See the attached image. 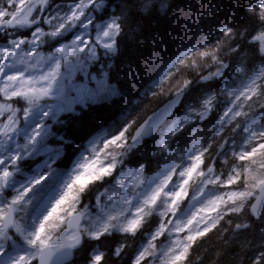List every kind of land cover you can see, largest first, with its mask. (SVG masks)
<instances>
[{"label": "snow or ice", "instance_id": "6c2138e0", "mask_svg": "<svg viewBox=\"0 0 264 264\" xmlns=\"http://www.w3.org/2000/svg\"><path fill=\"white\" fill-rule=\"evenodd\" d=\"M108 6H115L116 11L111 15L108 12ZM159 3L160 11L167 7V2L161 0H72L71 6L63 11L61 8L49 10L48 6L51 0H0V39L7 42L8 47L5 51L10 52V56H5L0 60V80L5 82L6 87L3 89V96L6 102L4 107L13 113L9 117L12 123L7 126V130L3 131L2 139H0V254H4L6 247L19 237L25 245L31 250L28 253L18 255L12 261V264H47L52 255V239L48 226L62 224L64 228L60 229L59 239L63 240V244L56 245V250L60 248H75L81 243L82 237H88L90 240L100 241L104 236L110 235L113 229L123 234L135 235L138 228H141L153 210L157 200L160 199V193L167 186L169 176L165 177L163 184H159L155 188L150 197L144 200V207H139L137 211L143 213L141 218L128 220L126 224L118 220L117 215L109 216L103 223L86 222L82 224L84 218L83 212L79 211L76 205L79 201V194L84 188L94 182L110 175L116 165L119 163L118 156L122 155V150L128 145L129 140L136 139L144 132L145 127L157 119L163 117L180 99L183 91L190 85L191 80L186 81L182 86L174 92L175 99H172L167 107L160 113L149 116L142 125L135 129V134L130 135L135 120L129 121L121 131L113 138L103 143L105 149H109L111 159L107 165H101L96 170L93 168L91 173L85 179L80 174L73 178L72 183L67 190L48 211L47 215L40 220L38 227L32 232H26L23 227L24 213L28 207V201L25 200L26 195L31 189L41 182L43 176H37L28 186L15 189L9 197L7 189L9 181L13 175L19 171L20 163L27 159L32 152L33 146L37 141V137L45 131L46 118L50 114L51 105L42 104L40 101L45 97L61 99L64 97L65 89L76 93L75 100H69L67 103H83L85 97H94L89 84L91 80H95L93 75L88 77L86 65L80 58L84 53L89 63L98 61V49L102 46L105 56L115 55L118 51V38L126 29H128V21L132 16H142L150 13L154 5ZM227 8L230 19L237 14H242L245 22L237 25L227 24L221 27V37L213 46L214 51L210 55L213 70L204 74L201 72L198 76L200 81L207 82L218 79L228 67V60L235 58L236 65L234 71H243L242 62L247 59L245 53H249L252 57L259 59L262 69L257 70L254 74H247V80L244 84L246 91L232 93L230 90L221 89L215 94H208L200 103L198 108L189 110V117L192 119H203L215 107L220 97H228L225 109L220 117L223 122L221 131H218L215 138L206 147L200 148L192 158L189 167H184L179 172L181 177L187 176L188 179L193 177L194 173H198L201 185L220 184L234 185L242 182L244 191H230L227 200L217 197L216 200L210 201L212 211L216 212L215 217L201 216L196 220L198 227L195 229L188 228L191 233L184 240L186 242L170 246L165 252L157 254L155 249L158 247L152 242L158 237L165 235V225L171 224L172 221H161L149 236L147 243L150 247H142L131 259V264H148L149 258L157 260L160 256L171 254V264H193L191 260V251H194V245L199 237L206 236L213 229H217L218 225L223 228L220 221L225 217H229L226 223L228 228L224 229L229 235L225 236L224 243L231 247V252L239 255L237 264H264V228L254 233L253 222H264V124H258L256 119L257 111L252 114L244 113L248 117L245 123L244 141L238 151H231L233 157L230 159L228 152L224 154V166L230 168L228 172L217 173L214 171L215 154L210 153L209 149L215 145V151L218 153L225 148L228 139L225 138V131L230 122L235 117L241 115L238 110L245 102L248 103L249 109L264 110V0H210L206 5L203 15L217 16ZM103 10L104 16L109 17L104 24L102 32H97V41L89 43L85 38L90 25L94 24L92 15ZM38 13L39 15H34ZM103 19V17H97ZM47 24L52 30L45 31L40 25ZM79 28L82 34L75 35L70 43H64L55 48L46 59L48 70L39 71L43 68L41 63L44 58L41 56L35 62L29 63L28 60L13 59L17 53L12 49L26 51L29 59L34 54L38 55L40 49L46 40H53L58 36H63L65 32H71L75 28ZM99 28V25H96ZM11 28V32L9 29ZM31 29L30 37L17 35L20 29ZM136 31V29H128ZM100 34L106 39L101 40ZM246 44V47L242 45ZM23 45H27V49H22ZM184 63L183 60L180 61ZM21 65H24L21 67ZM63 66L64 71L59 69ZM108 65L104 70L107 75ZM29 68L36 71H29ZM77 72H83L85 78L81 82L74 83V77ZM25 73H28L25 76ZM155 95V93H153ZM12 98H15L13 101ZM18 101H23V107L18 106ZM238 102V103H236ZM228 105H232L229 107ZM33 110H39L41 120L27 135L24 136L23 142L17 141L18 127L21 124L19 116L23 117V121L29 120ZM191 120H185L190 123ZM183 125L177 127L172 135H176ZM240 128V122L232 123V131L235 132ZM223 133V134H222ZM222 141V142H221ZM250 146V149H249ZM162 145V150L165 148ZM100 151L99 148L93 147L90 156L85 159L82 169L87 167V162ZM206 172L201 169V165L205 164ZM235 160L242 163L235 165ZM259 160L261 169L259 174L249 172L247 164H255ZM44 166L49 172L52 171L53 164L45 161ZM143 166H141L142 170ZM188 179L183 184H188ZM120 183H123L121 181ZM78 186V187H77ZM71 198L68 193L73 191ZM203 189L200 187V191ZM257 190L260 195H257ZM185 194L183 185L180 191H168L165 195L170 198L168 201H162L165 205V212L171 211L175 214V207L179 198ZM217 201L224 203L225 207L218 210ZM67 205V208L64 206ZM64 212L66 219H61L60 213ZM72 213H77L73 217ZM164 215V212L161 213ZM231 215L241 217L237 221L231 219ZM251 218V219H250ZM193 218L187 221V225H181L178 221L175 224V231L179 233L182 228L193 224ZM75 221V228L70 225ZM202 224V227L199 225ZM172 231L171 228L168 229ZM243 236V239H238ZM238 245V247H237ZM128 244L121 242L115 246L111 254L106 251L97 249L96 253L91 255L89 264H121L125 255Z\"/></svg>", "mask_w": 264, "mask_h": 264}, {"label": "trees", "instance_id": "16d2710c", "mask_svg": "<svg viewBox=\"0 0 264 264\" xmlns=\"http://www.w3.org/2000/svg\"><path fill=\"white\" fill-rule=\"evenodd\" d=\"M209 3L210 0H169L168 7L163 13L154 5L149 14L130 17L128 29H136V31L130 32L126 29L118 38L117 53L109 58H99L97 63L91 67L92 73L95 74L98 67L104 72L105 68L111 65L107 70L106 78L109 84L118 89V95L109 101L86 103L83 107H76L72 113H62L56 123L51 125L47 134V142L55 146V154H60L59 160L55 162L56 167L69 168L92 139L103 135L106 140H109L115 137L129 121L135 120L132 129H130L131 135L134 128L151 111L160 106L174 94L178 86H182L188 80H191V83L183 91L182 104L174 117H185L186 112L198 108L208 94L219 92L223 89L224 84L240 76L234 71L235 58L229 57L228 67L220 78L207 82H202L199 79L198 75L201 72L206 75L213 70L210 55L214 51L213 46L222 35L221 27L230 23L237 25L245 22L242 14H237L230 19L227 8L217 16L205 17L203 13ZM106 7L110 14L116 11L115 6L107 5ZM246 46V44L242 45V47ZM245 55L247 59L242 62L244 70L240 72H242L241 75L247 76L261 65V62L247 52ZM181 60L184 61L183 64L180 63ZM227 99L228 97L224 99L220 97L209 118L202 122L186 123L169 141L162 142V134L168 124L152 139L144 140L129 152L124 153L121 166L129 168L128 170L133 173L128 180L134 179L138 172L143 174L144 180L147 176L154 177L166 167L178 168L188 159L189 152L195 146L203 148L211 143L216 133L222 129L223 122L220 121V116L224 111L223 106L227 103ZM247 111L249 115L253 111H257L264 116L262 109L247 108ZM247 119L248 117L245 115L237 117L229 123L224 133L225 138L228 139L224 149L218 153L215 151V145L209 149L210 153L215 154L214 171L217 173L230 170V168L222 170V168H226L223 161L224 154L228 152L231 159L233 157L231 151L239 150L244 141V124H247ZM236 121L240 122V128L233 132L232 123ZM162 145L166 146L163 150ZM44 157L35 159L30 162V165L41 161ZM207 163L208 161L205 160V164L201 165L202 170H205ZM241 163V161L235 160L234 166L237 167V170ZM258 165L259 160L255 164L246 166L249 172H252L254 168L257 170ZM141 166H143L142 170ZM197 175L198 173H194L188 184L185 185L187 192L193 190L197 182ZM118 184L119 181L109 175L88 184L80 194V205L83 202L94 203L95 196L101 191L104 197L100 200V204L104 203L107 200L106 196L110 193L115 194L116 191L121 193ZM231 186L235 189L244 188L242 182ZM182 196L179 198L176 208H182L189 200V194L185 193ZM162 201H164V197L156 204L152 214L147 217L142 227L137 229L135 235L123 234L113 229L110 235L104 236L100 241H88V243L85 241L70 264H86L97 249L106 251L110 256L112 249L121 242L128 244L126 255L121 264H131L132 257L146 243L149 233L159 226L158 216L165 212V205ZM108 203H112L116 207L119 206L115 201ZM180 204H182L181 207ZM224 207L222 206L221 209ZM175 218L176 215L171 218L172 223L165 227V234L170 233L169 228L174 229ZM228 219L229 217H225L223 221H220L223 228L218 225L217 229H213L206 236L197 239L193 246L195 250L191 251L193 264H237L239 255L230 254L231 247L224 243L225 236L229 235L224 231L229 227L226 223ZM231 219L238 222L241 217L231 215ZM118 220L123 221L124 224L128 221L123 217ZM189 227L195 229L198 226L193 221ZM51 228L60 231L63 225L56 224ZM188 228L185 230V235L179 241L172 242L170 246L186 242L184 238L191 234ZM261 228H264V222H253L254 233L259 232ZM238 239L242 240L243 236ZM169 257L172 260L170 253ZM111 264H116V262L112 261Z\"/></svg>", "mask_w": 264, "mask_h": 264}, {"label": "rangeland", "instance_id": "374dc122", "mask_svg": "<svg viewBox=\"0 0 264 264\" xmlns=\"http://www.w3.org/2000/svg\"><path fill=\"white\" fill-rule=\"evenodd\" d=\"M161 2H164V0L163 1L161 0ZM166 2H169V0H166ZM71 4L72 3L70 4L51 3L48 6V8L49 10H52L55 8H61L63 12V11H66L71 6ZM156 5H158L157 9L160 11L159 3H157ZM166 8L163 11H165ZM98 16L103 17V19H98L97 18ZM108 18L109 17L104 16L103 10L92 15L94 24L89 26L87 30V36L85 37L89 40L90 44L97 41V36H98L97 32L103 31L105 21ZM96 25H99L100 27L97 28ZM40 26L45 31L50 32L52 30L51 26L47 24H43ZM27 30H29L28 34H30L31 29H28V28L20 29V31H27ZM78 34H82V33L80 29L77 27L70 33V35H68L64 39L62 38V36H58L57 38L53 40H46L44 45L40 49L37 50L38 55L34 54L33 57H31V59L27 57L26 51L12 49V51H15L17 53L16 57H13V59L28 60L29 63H32V62H35L37 59H40V57L42 56L44 58V60L41 61V63L43 64V68L39 69V71H46L48 70V65L46 63V59L48 55L54 52L56 47H59L64 43H70L72 38H74V36ZM100 39L103 40L106 38H104L102 34H100ZM7 47H8L7 42L0 44V60H3L5 56L11 55L10 52L5 51ZM27 47L28 46L25 45L22 49L26 50ZM111 56L112 55L105 56L103 53L102 46H100V48L98 49V58L105 59ZM80 58L84 61V64L86 65V71H87V75L89 79L93 75L96 77V79L91 80L89 84L91 91L95 95L94 97H85L86 99V100L84 99L85 102L98 103L101 101H109L110 99L116 97L118 95V89L106 81L105 75H103L104 72L103 73L99 72L95 75L89 71V68L93 64H95L96 61L89 63L84 53L81 54ZM23 66L24 65H21V67ZM260 69H262V66L261 65L257 66V70H260ZM59 70L64 71L63 66H61ZM29 71H36V70L29 68ZM255 72L256 71H253L252 74H254ZM27 75L28 73H25V76ZM84 78H85V75L83 72H77L74 77V83L81 82L84 80ZM246 80L247 79L234 78L232 79V81L226 84L225 89L230 90L232 93L246 91V89L244 88V84ZM5 87H6L5 82L3 80H0V139L3 138L2 137L3 131L7 130V126L12 123V120H10L9 117L13 115V113L9 111V109L4 107V104L8 102L5 100L3 96V89ZM94 87H97V88L94 89ZM12 99L13 101L15 100V98H12ZM75 99H76V93L66 88L63 98L56 99L52 97H45L40 101V103L42 104L51 105L50 114L46 118L47 127L45 131L42 132L41 135L37 137V141L35 145L33 146L31 155L20 163L19 171H17L13 175L11 180L9 181L7 193H8V196L10 197L13 194V191L15 189L28 186L29 183L34 181V179L37 176H43V179L41 180V182L39 184H36L25 197V200L29 202L28 207L24 213V219H23V227L26 232H32L34 231L36 227H38L40 220H42L43 217L47 215L48 211L51 210V208L55 205V203L60 199V197L67 190V187L72 183L73 178L76 175L80 174V171H81V175L86 179L87 176L93 170V168L98 170L101 167V165L106 166L108 161L111 159V156L108 154L109 149H105L103 146V143L106 142L107 140H103L97 137L88 144L86 152L84 154L79 155L75 163H73L68 169L56 167L54 163L55 159H53L54 156H47L46 158H43L39 162L32 163L31 166L29 167H25V165H28L29 162L27 164H23V163H26L25 161H27L31 156L37 157L38 155H45L47 154V152L53 151L55 147L54 145H52L51 143H48L46 145V139H47V134L49 132L50 124L53 123L54 121H57L58 117L62 113L72 112L73 108L77 104H80V103H72L71 105H69L67 101L75 100ZM248 103L249 102H245L242 105V107L238 109L241 112V114L244 113L243 110L248 105ZM18 106L23 107V101H18ZM231 106L232 105H230L229 107ZM188 119L190 118H188V116H185L184 121ZM19 120L22 123L20 125L19 124L16 125L18 127L17 141L22 143L24 136L27 135L40 122L41 113L39 110H33L32 115L29 117L28 121L24 122L22 116H19ZM180 123H181L180 119H173V121L166 128L164 137L165 138L171 137L172 132L175 131L177 127H180ZM94 146L99 148L100 151L96 153L95 155H92L91 159L87 162V167L82 169L85 159H87L90 156L91 149ZM195 154H196V151H193L189 155L188 161L182 165L179 171H175L174 168L165 170V172L160 174V176L157 179V183H155L154 186L158 187L159 184H163L165 181V177L169 176L174 179L171 180L170 184H167V186L164 188L165 193L168 191H172V190L180 191L181 185H184L183 181L187 179L188 177L187 176L181 177L179 175V172L183 171L184 167H189L191 165L192 163L191 158ZM119 157L121 156L117 157V160L119 161V163L116 165L113 171L117 168V166L121 162L122 158H119ZM45 161L52 162L53 167H52L51 172H49L47 168L44 166ZM222 170H227V168H222ZM257 170H255L254 168L252 172L259 174L261 171L259 165L257 167ZM174 172H176V174L172 175V173ZM129 173H130V170H127V169L121 170V168H118L115 171V173L112 174L114 179H117L119 181V184H118L119 190L122 193V195H119V196L124 198L123 202L118 207H116L112 203H107L111 201H115V202L117 201L116 194H111V193L106 196L107 200L102 205H100L99 203H96L101 198L102 191L96 196V199H95L96 205L94 204L95 205L94 210H91L93 206L86 202H83L80 208H78L79 203L76 205L77 209L83 212L84 214V218H82V224L86 222H95L97 224L103 223L109 216H111L112 213L117 215V217L120 218L124 215V213L130 210L128 206L132 203L133 199L136 203L135 209H138L140 206V203L141 202L144 203V200L151 196L154 189H152L150 193L145 194L144 197L137 198V192L141 184V174L139 173L137 174V177H138L137 180L136 179L129 180V183L125 185L124 181L125 179H127V176L130 175ZM202 179H203L202 177L199 178L197 182L196 191L194 192L192 197L189 199L187 205L184 206L182 212L179 215V218H177L176 220V222L178 221L181 225H187V221L193 218V214H195V221L199 220L201 216H206L205 214L209 213V215H213L214 212H212V205L210 201L216 200L217 197H221L224 200L225 194L228 193V191L230 190L228 189V187H226L227 186L226 184L220 185L218 183V184H215L217 186L216 188L218 189H215L214 192H211L210 187L214 185L207 184V187L206 185H201ZM121 181H123V183H120ZM53 185H55V187H53ZM200 187L203 189L202 191H200ZM74 190L75 189H73V191L68 193L69 198H71L72 194L74 193ZM244 190L245 188L241 187L240 189H236L235 191L239 192V191H244ZM39 192L43 194L40 200H38ZM80 194H79V197H80ZM166 198L168 197L166 196ZM220 203L222 204L223 202H220ZM170 204H171V200L170 198H168V205ZM64 207L67 208V205H65ZM177 212L178 211H175V213ZM172 215L173 213L170 216ZM60 216H61V219H66L64 212H61ZM170 216L166 218L167 221ZM168 225L169 224H166L165 227H167ZM51 227L52 225H49L47 229L52 237L50 244H55L58 242L57 235H58L59 228L57 227L58 229H52ZM186 228L187 227L182 228V230H186ZM176 233H175V226H174V229L164 237V243L161 242L160 240L161 237H158L155 241H153L152 243L158 246L155 249V252L157 254L161 252H165V250L170 247L172 242L179 241L180 239L176 237L177 235ZM83 238L85 240L94 241V240H90L86 236ZM144 247H150L147 241H146V246ZM30 251L31 250L25 245L23 240H21L19 237H15L14 240L10 243V245L6 247L5 253L0 254V264H12V261L15 259V257L21 254L28 253ZM165 259H166V254L160 256V258L157 260H152L151 258H149L148 264H168L169 261ZM86 264H89V261H87Z\"/></svg>", "mask_w": 264, "mask_h": 264}, {"label": "water", "instance_id": "95a60500", "mask_svg": "<svg viewBox=\"0 0 264 264\" xmlns=\"http://www.w3.org/2000/svg\"><path fill=\"white\" fill-rule=\"evenodd\" d=\"M182 96L183 95L181 94L179 101L163 117L157 119L156 121H154V122L150 123L148 126H146L144 132L136 139V141L148 139L151 135H153L154 132L158 129V127L169 116H171V114L173 113V111L178 107V105H179V103H180V101L182 99ZM172 99H175V96ZM171 100H169L168 102H166L163 106H161L159 109H157L154 113H152L149 116H153L155 114H158V113L162 112L167 107L168 103ZM148 117L145 120H147ZM144 121L140 125H142L144 123ZM138 127L136 129H138ZM134 134H135V131L133 132L132 135H134ZM136 141H134V142H136ZM130 142L133 143V141H131V140H130ZM257 195H260L259 191H257ZM72 216L75 217V216H77V214H73ZM75 226H76L75 225V221H73V223L70 225V227L74 229ZM63 243H64V241H62V244ZM80 245H81V243L77 247H75V248H71V249H68V248H60V249H57V250H56V247H55L56 245H53V247L51 249L52 255L49 258L47 264H66V263L70 262L71 259H72V251H74L75 249L79 248Z\"/></svg>", "mask_w": 264, "mask_h": 264}, {"label": "bare ground", "instance_id": "6f19581e", "mask_svg": "<svg viewBox=\"0 0 264 264\" xmlns=\"http://www.w3.org/2000/svg\"><path fill=\"white\" fill-rule=\"evenodd\" d=\"M163 1V0H162ZM168 4H169V2H167V7H168ZM156 6H158V5H156ZM160 9V8H159ZM156 10V9H155ZM157 11V10H156ZM194 36V35H193ZM145 90V89H144ZM139 97V96H138ZM156 109V108H155Z\"/></svg>", "mask_w": 264, "mask_h": 264}, {"label": "flooded vegetation", "instance_id": "af4514ba", "mask_svg": "<svg viewBox=\"0 0 264 264\" xmlns=\"http://www.w3.org/2000/svg\"><path fill=\"white\" fill-rule=\"evenodd\" d=\"M23 36H25L24 34H23ZM28 36V35H27Z\"/></svg>", "mask_w": 264, "mask_h": 264}]
</instances>
